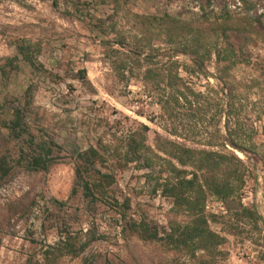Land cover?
Segmentation results:
<instances>
[{
  "label": "rangeland",
  "instance_id": "1",
  "mask_svg": "<svg viewBox=\"0 0 264 264\" xmlns=\"http://www.w3.org/2000/svg\"><path fill=\"white\" fill-rule=\"evenodd\" d=\"M195 35L200 52L235 50L238 62L227 69L212 51L192 80L198 90H216L219 107L234 90L248 139L245 152L228 147L247 167L240 200H206L209 227L223 237L209 249L172 243L173 226L188 217L155 190L157 167L108 157L100 166L116 180L108 201L90 202L76 185L79 152L107 144L123 155L142 124L150 129L138 138L151 147L158 135L194 147L202 144L193 135L220 129L226 139L219 113L206 128L176 137L160 117L156 91L146 87V69L172 60L188 76L193 57L183 44ZM21 45L37 68L23 59ZM148 54L156 57L146 60ZM0 102V156L12 166L0 178V264H264V0H0ZM14 107L23 108L30 135L12 134ZM48 140L54 159L47 170L32 169L27 156ZM239 201L252 212L242 213ZM134 221L155 227L159 239H142Z\"/></svg>",
  "mask_w": 264,
  "mask_h": 264
},
{
  "label": "trees",
  "instance_id": "2",
  "mask_svg": "<svg viewBox=\"0 0 264 264\" xmlns=\"http://www.w3.org/2000/svg\"><path fill=\"white\" fill-rule=\"evenodd\" d=\"M189 41L190 44H183L184 51L193 57L191 70H185L188 76H182L178 71V63L172 60L146 69L144 75L146 87L156 91L158 104L162 110L160 117L168 123V129L176 137H179L181 129L190 131L193 127L206 128V122L216 119L219 113V116L224 117L226 139H221L220 129H217L213 133L202 134L200 138L193 135L190 139L196 144H202V147H194L179 140L158 135L156 144L151 147L143 138H138L150 129L148 125L142 124L143 131H132L123 155L119 147L107 144L90 146L79 152L76 161V185L82 189L84 196L90 202L108 201L111 199L109 187L116 182L113 173L104 172L100 168L108 157L120 156L125 162L138 161L144 168L157 167L155 190L161 189L163 195L171 197L174 205L188 217L187 221L173 226L169 234L172 243L176 247L188 248L195 245L199 249H209L220 245L223 237L209 227L208 215L205 212L206 200L208 196L217 197L226 203L240 200V190L245 182L247 167L243 159L228 147L245 152L247 150L244 147L248 139H244V134L240 133L242 125L237 115L240 111V103L231 98L234 90L232 88L229 90L228 102L224 107H219V103L211 98L216 90L212 88H208L207 92L198 90L192 80L193 75L202 72L204 62L212 56V51L216 53L218 62L224 63V69H227L238 62L235 50L231 47L228 49L215 47L212 48L214 50L210 48L200 52L202 45L197 35ZM29 49L30 47L21 45L19 52L25 61L37 68V59L29 52ZM130 53L135 58L142 56L140 52L130 51ZM155 57L151 54L144 55L146 60H152ZM9 62L13 66V59ZM224 69L219 67L218 71L221 73ZM81 72L85 76L86 70L83 69ZM218 78L222 81L224 79L221 74ZM223 83L225 84V81ZM3 112L4 106L0 102V118ZM185 120L188 124L184 123ZM190 122L194 123L190 124ZM9 128L15 136H21L24 133L30 135L23 122V108H13ZM51 145H54V142L49 140L35 144L33 153L27 156L28 164L32 169L47 170L49 168L54 159L50 156ZM214 147L218 149H213ZM11 169L12 166L6 156H0V178L7 176ZM76 192L77 188H74L72 194ZM122 207L125 210H121V215L125 218L126 209L130 207L128 199ZM239 210L244 214L252 212L242 203L239 204ZM132 227L142 239H159L157 229L142 221H134ZM67 246L74 254L77 253L73 244L68 242Z\"/></svg>",
  "mask_w": 264,
  "mask_h": 264
}]
</instances>
